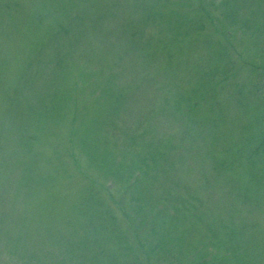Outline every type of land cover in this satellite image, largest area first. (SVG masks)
<instances>
[{"label": "rangeland", "instance_id": "rangeland-1", "mask_svg": "<svg viewBox=\"0 0 264 264\" xmlns=\"http://www.w3.org/2000/svg\"><path fill=\"white\" fill-rule=\"evenodd\" d=\"M0 264H264V0H0Z\"/></svg>", "mask_w": 264, "mask_h": 264}, {"label": "trees", "instance_id": "trees-1", "mask_svg": "<svg viewBox=\"0 0 264 264\" xmlns=\"http://www.w3.org/2000/svg\"><path fill=\"white\" fill-rule=\"evenodd\" d=\"M97 18H100V16H98ZM61 30L62 31L60 33H63V35H67L69 33V29L66 26L63 27Z\"/></svg>", "mask_w": 264, "mask_h": 264}]
</instances>
